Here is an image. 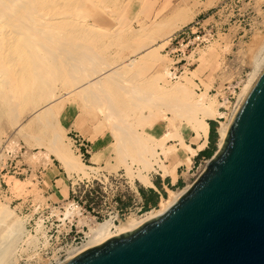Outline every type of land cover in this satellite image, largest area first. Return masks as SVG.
I'll return each instance as SVG.
<instances>
[{
	"label": "rangeland",
	"instance_id": "rangeland-1",
	"mask_svg": "<svg viewBox=\"0 0 264 264\" xmlns=\"http://www.w3.org/2000/svg\"><path fill=\"white\" fill-rule=\"evenodd\" d=\"M103 4L105 9L101 11L91 0H70L69 6L79 8L82 14L89 16V22L109 31L117 30L104 37L73 35L71 49L74 48L73 54L78 58L89 59L92 55L96 59L94 66L89 62L85 64L88 73L102 68L106 70L111 64L108 73H95L93 76L100 78L89 82L90 77L73 74L72 65H68V85L63 87L62 84L56 85L60 82V77L56 76L61 75V70L57 69L54 93L61 96L52 105L55 119H58L54 126L45 117L35 120L31 114L35 102L31 98L26 97L12 108L0 107V204L13 212L12 218L23 221L31 236L29 242L20 243L8 229L5 232L6 223L1 221L0 233L6 234L4 241L8 246L0 251V264H57L65 261L67 251L86 240L88 223L105 220L114 212L120 217L143 215L159 208L161 197L169 195L167 188L177 190L192 185L206 168L208 159L218 150L217 127L232 114L240 88L244 87L253 70V61L256 56H263L264 0H104ZM195 22H200L205 28L202 32L209 31L212 37L206 44L190 48L185 59L176 62L178 59L171 57L164 46L178 31L164 41L160 39L174 24L191 26ZM116 33H120L119 37ZM154 43L159 46L156 48L158 52L152 49ZM191 52L192 57L188 55ZM131 57L135 61L129 66L126 60ZM166 65L176 69L180 79L167 77L169 82L165 89L181 81L188 82L194 94L207 92L210 101L223 115L209 119L215 132L205 148L191 157L190 166L187 162L177 164L173 161L175 154L169 157L160 154L175 179L171 176L162 178L151 170L156 187H145L139 181L133 184L124 169L131 157H138L136 145L129 139L125 149L117 150L104 109L107 104H114L122 118L140 136L150 134L158 138L169 132L167 145L180 147L178 138L182 137L193 148L199 147L200 141L191 123L178 112L165 110L166 104L179 102L160 93L158 79L164 76ZM81 80L86 84L79 89L74 87ZM132 86L139 94L133 93ZM45 92H42L43 97ZM165 117L173 120L177 127L174 128ZM20 121L22 127H18ZM54 130L69 139L70 148L84 163L94 166L90 175L69 174L48 152ZM8 145L10 149L6 147ZM39 150L50 154L48 160L43 154L37 159L32 157ZM183 151L177 150L178 154ZM135 166L138 165L134 163L132 167L135 169ZM17 168L24 171L14 172ZM9 177L22 181L18 188L14 189L7 181ZM140 189L147 194L150 190L157 193L155 206L151 203L145 205ZM71 204L78 206L81 213L66 215L72 209ZM19 244L21 248L13 252Z\"/></svg>",
	"mask_w": 264,
	"mask_h": 264
},
{
	"label": "bare ground",
	"instance_id": "bare-ground-1",
	"mask_svg": "<svg viewBox=\"0 0 264 264\" xmlns=\"http://www.w3.org/2000/svg\"><path fill=\"white\" fill-rule=\"evenodd\" d=\"M91 1L95 6L101 9V11L102 9H105L103 4L104 0ZM69 2L70 0H0V107L2 106L4 108H12L14 104L24 100L26 97L31 98L34 100L33 102H35V106L31 109V114L34 116L35 120H40L41 117H45L48 122L54 126L55 121L58 119H55V112L54 110L52 111V105L61 96V94L59 95L56 94V92L54 93V74L56 73L57 69L61 70V75L56 76L57 78L60 77L58 78V82H60H55L56 85L59 86L62 84L60 86L67 87L68 78L66 77L69 71L67 68L68 65H72L71 69L75 70H72L73 74H86L87 77H90L88 80L89 82H95L100 78V76H93L95 73H108L112 67L110 66L111 64H109V66L106 67V70L103 68L99 70L97 69V71L93 70L91 74L88 73L89 71L87 70L85 64L89 62L92 66H94L93 64H95L96 59L92 55L88 57L89 59H82L76 57L73 54L72 50H74V48L71 49L73 46L71 44L73 35L94 34L103 36L105 34L107 35L108 33L114 34L117 32V30L115 29L109 31L101 25L89 22V16L82 14L79 11V8L77 9L75 7H70ZM74 24H77V26H73ZM185 26L183 24L181 26L180 24H174L172 28L170 27L171 29L168 31V33L165 36L163 35L164 38L162 37L163 39L160 40L164 41L169 37H172L176 31L179 33L182 29H184ZM128 30H131V28ZM129 32L132 31H128V33ZM118 34L120 35V33ZM153 45L152 49L155 50V52H158L156 48L159 46H155V43ZM168 45L169 44H166L164 48H166ZM262 50L263 56H256L255 60L253 61V70L250 74H248L249 77L247 78V82L243 84L244 87L240 88V90H242L239 96L237 95L238 100L236 99L237 102L235 101L236 105L234 104L235 107L234 110H232V114L226 118V121L220 120L221 122L217 127L218 149L223 146L231 126L240 112L245 98L254 85L256 78L264 68V48H262ZM167 52L169 51L167 50ZM152 53L153 52L151 51V54ZM188 55L192 57L193 53L191 52ZM84 56H86V54ZM126 61L130 66L132 62L135 61V59L131 57ZM167 77L180 79L179 75H177L176 69L172 70L171 66L167 67L166 65L164 69V76L159 77L158 79V83L163 90H161L160 93L163 97H173L179 102L175 104H166L164 106L166 107L165 110H172L174 113L178 112L179 115L181 114L184 116L186 121L191 123L190 125L193 127L198 142L200 141V145L197 148H193L191 145L186 143L182 137H179L178 140L180 147L176 148L173 145L169 146L166 143L167 139L170 138L169 132L164 133L158 138L153 137L150 134H144L143 136H140L138 132L134 131L135 129L133 130L130 124L122 118L116 106L108 102L109 104L105 106L104 112L107 120H109L108 122H110L111 126L109 127V130L111 131L112 136L115 138L116 142L114 144L117 146V150L118 148L125 149L129 139H132V142L137 147V151H135L137 152L138 157H131L130 163L129 161H126L125 158V161L129 164H124L126 166L124 169L133 184H135V181H139L145 187H156L150 175L151 170L159 173L162 178L171 176L173 179H175V175L171 173V170L165 164L164 159L160 157V154H163L165 157L175 154V158H172V160L174 159L173 161H176L177 164L187 162V165L190 166L189 164H191V157L196 155L198 151L205 148L209 141V119H214L216 115L220 116L222 114L217 110V106L215 107V103L212 100L210 101V96L207 92L203 91V93L198 95L194 94L188 87V82L181 81V83L173 85L172 88L168 87L169 89H165L167 88V82H169ZM85 79L87 80V78ZM84 81L85 80H81L78 83H75L74 87L79 89L81 86L86 84ZM127 86L130 87L129 85ZM133 88V93H138V90H135V87ZM44 90H46L45 97L42 95ZM125 92L127 93V91ZM65 93L67 94V92ZM59 105L60 104L57 106ZM168 117L165 118L167 119ZM172 118L174 119V116ZM169 122L174 128L177 127L173 120L169 119ZM18 127H22V121L18 123ZM6 147L9 148V145ZM180 149L184 150L182 154H178L177 152V150ZM48 152L55 156V158L61 163L64 170L69 174L76 173L80 176L86 177L90 175L91 172H93L94 166L84 163L81 158L70 148L69 139L65 138L64 134L60 135L57 130H54L53 137L51 139V148L48 149ZM48 152L39 150L38 152L34 153L32 157L37 159V157H42L44 155V157L47 159L50 155ZM185 154H187V157L184 156ZM134 163L138 165L135 166V169L132 167ZM7 181L12 183V187L14 189L18 188L20 182H22L21 180L15 179L13 177H9ZM190 186V184H187L181 189L177 190L167 188L169 195L167 194V198H164L163 196L161 197V200L159 201V208L155 207V209H151L150 211L145 212L143 215L131 214L126 217H120L117 212H114L112 216H109V218H106L105 220L92 224L88 223L89 229L86 232V240L80 245L73 246V248L69 249L67 251L68 253L65 260L88 246L103 242L113 235L132 232L147 221L159 217L165 213L175 202H177L178 199L190 188ZM71 208L72 209L70 210L72 211H67L66 209V215H69L70 213L72 214L73 212H80L78 206L76 205L71 204ZM12 215L13 212L8 209L7 206L0 204V222L2 221L6 223L5 232H7L8 229L12 234L17 236V239L18 241L20 240V243L29 242L31 236L30 233L25 230L23 221L17 218H12ZM8 219L10 221L9 223L7 222ZM83 222L85 221L83 220ZM5 236L6 234L0 233L1 252L2 247L6 248V246H8V243L4 241ZM20 248L21 246L19 244L14 248L13 252H16V250ZM62 261H58V263H56L60 264Z\"/></svg>",
	"mask_w": 264,
	"mask_h": 264
},
{
	"label": "water",
	"instance_id": "water-1",
	"mask_svg": "<svg viewBox=\"0 0 264 264\" xmlns=\"http://www.w3.org/2000/svg\"><path fill=\"white\" fill-rule=\"evenodd\" d=\"M60 264H264V68L223 146L177 202Z\"/></svg>",
	"mask_w": 264,
	"mask_h": 264
},
{
	"label": "built area",
	"instance_id": "built-area-1",
	"mask_svg": "<svg viewBox=\"0 0 264 264\" xmlns=\"http://www.w3.org/2000/svg\"><path fill=\"white\" fill-rule=\"evenodd\" d=\"M200 26V22H195L191 26H185L173 39L170 41L166 49L169 51L171 57L178 59L176 62H180L185 59V55L190 48H196L204 45L212 37L211 32L204 31L205 28ZM194 46V47H193ZM24 169L17 168L14 170L16 173H22Z\"/></svg>",
	"mask_w": 264,
	"mask_h": 264
},
{
	"label": "trees",
	"instance_id": "trees-1",
	"mask_svg": "<svg viewBox=\"0 0 264 264\" xmlns=\"http://www.w3.org/2000/svg\"><path fill=\"white\" fill-rule=\"evenodd\" d=\"M209 124H210V139H212V136H213V134H214V132H215V128H214V125H213V123L212 122H209ZM140 192H141V194H142V196H143V198H144V200H145V205H148L149 203H151V204H153L154 206L156 205V203H157V197H158V195H157V193L154 191V190H150L149 191V194H147L143 189H140Z\"/></svg>",
	"mask_w": 264,
	"mask_h": 264
}]
</instances>
